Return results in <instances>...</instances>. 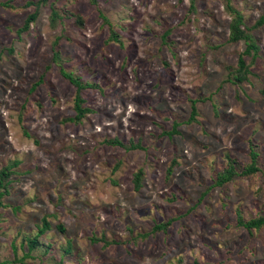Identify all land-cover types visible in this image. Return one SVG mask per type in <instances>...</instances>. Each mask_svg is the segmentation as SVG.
<instances>
[{"label": "rangeland", "instance_id": "374dc122", "mask_svg": "<svg viewBox=\"0 0 264 264\" xmlns=\"http://www.w3.org/2000/svg\"><path fill=\"white\" fill-rule=\"evenodd\" d=\"M37 1L0 0V264H264L238 219L264 216V0H231L256 53L226 0ZM60 67L91 84L79 119Z\"/></svg>", "mask_w": 264, "mask_h": 264}, {"label": "trees", "instance_id": "16d2710c", "mask_svg": "<svg viewBox=\"0 0 264 264\" xmlns=\"http://www.w3.org/2000/svg\"><path fill=\"white\" fill-rule=\"evenodd\" d=\"M40 1V0H39ZM37 1L38 3L37 6H39L40 2ZM30 3H34L33 1H27V4ZM226 5L229 8L230 11L233 12L234 16L231 18V21L229 23V38L232 40H238V39H243L246 41V46L245 49L243 50V52L246 53H250V51L256 53L257 50V44L250 38V35L246 32V27L241 26L243 25L242 23V14L237 10V8H235L232 4L231 0H226ZM36 6V7H37ZM194 7V4L192 2V8ZM37 15V8H35L33 11L29 12L27 14V16L24 19V23L23 25L20 27V30H25L29 27L30 22L34 21L35 17ZM101 16L103 18V20L109 25V37L111 39H115L117 40L118 38V34L114 31V29L112 28V23L108 20V18L101 13ZM59 18V13L56 9L55 6H51L50 7V23L51 24H55L57 19ZM264 20V9L262 11V13L260 14L259 18L257 19L256 23H262ZM167 31L164 32V34H166ZM239 56L238 58V65H237V74H235V77L237 79H243L245 77V74L248 72V64L245 61V58L243 56V53ZM53 57L55 59H58V51L57 50H53ZM60 71L62 73V75L64 77H66L74 86H75V94L73 97V107L74 110L76 112L75 116L72 117L74 119H79L82 116H84V114L90 110V108L86 105L83 104L84 102V98L81 95V90L82 88L86 87V86H91V84H89L88 82H81L79 80V78L75 75H73L71 72L66 71L64 68L60 67ZM42 79V75L41 77H39L30 87V90L32 91L35 86L41 82ZM195 102L196 99H191V109H192V115H191V119H194L195 115H196V111L197 109H195ZM177 125V122L173 123V128L175 130V126ZM170 132V131H169ZM107 142L110 143H121V141L118 138H111V139H107ZM250 161L248 162V164L246 165V167L244 168V170L242 171L245 174H249V173H253L256 172L258 170H262V168L260 167V165L256 162V155L257 152L254 150V148L252 146H250ZM234 169L233 166L230 164L226 170L224 172H222L219 176H218V181L219 182H223L225 180H227L233 173ZM12 172L11 169H9V165L4 166L3 168H1L0 171V197L3 195L4 193V187L7 185L8 183V177L10 175V173ZM143 173V169L140 168L138 171L135 172V174H133L134 176V180H135V186H139L140 184V175ZM264 174V171H263ZM239 222L243 225H245L247 228L251 229L252 227H264V216L262 215H256L254 217L249 218L248 220H244L241 217H238ZM42 224L43 226L41 228H38V233H42L43 230L48 227V221L47 219L44 217L42 220ZM166 223H158L155 225V228H160L163 227ZM59 227L60 229H65L64 225L59 223ZM38 233H36L33 237L28 238L27 244H28V250L31 249V247L37 242L36 238L38 236ZM95 239V238H94ZM97 240V239H95ZM104 244H108L109 241L104 240L103 241ZM67 248V247H66ZM2 263V262H0ZM56 264H59L56 263Z\"/></svg>", "mask_w": 264, "mask_h": 264}]
</instances>
